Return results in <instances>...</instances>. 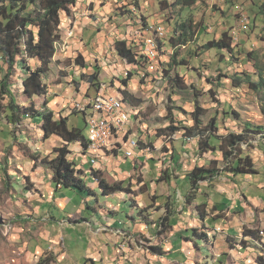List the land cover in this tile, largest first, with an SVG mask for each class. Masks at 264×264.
I'll return each instance as SVG.
<instances>
[{"label":"rangeland","instance_id":"374dc122","mask_svg":"<svg viewBox=\"0 0 264 264\" xmlns=\"http://www.w3.org/2000/svg\"><path fill=\"white\" fill-rule=\"evenodd\" d=\"M124 1L126 3L123 6L115 8V38L117 36L133 38L128 27H134V17L140 24L147 21L149 24L163 26L165 29L163 41L170 38L177 23L185 21L189 23L191 20L189 26L195 30L194 39L198 38L197 42L202 44L218 38L225 29L231 30V28L239 27L241 21L236 5H244L250 16L248 34H245L247 30H242L239 35L233 32V36H237V39L233 40L235 44L241 41L239 44H241L242 53L238 56L240 60L238 59L237 63H230L226 58L223 60L218 49H205V53L189 58L192 49V52L194 50L203 51V49L197 50L195 41L191 43L192 45H182L181 55L189 58V64L179 70L190 87L176 93L166 78L161 80L158 69L159 59L168 65L174 51V48L166 42L164 45L166 51L162 54L168 56L161 54L154 68L144 71L145 73L141 72L139 76L134 75L131 79H127L129 82L127 90L139 100L137 109L130 102H126V106H129L127 109L131 113V123L127 126L124 134L126 137L131 136L129 143L126 142L127 139H122L121 144L124 145L122 150H119L118 153H115L114 149L110 150V153H105L102 156L101 165H95L96 168L103 171L104 176L111 183L125 182L126 191L119 192L116 196L109 198L114 202L113 204H122L120 212L118 206L104 202L105 197L101 196L99 202L87 191L83 193L71 189L57 191L51 182V171L40 164V159L35 160L34 158L39 157L38 152H41L42 156L51 154L53 148L62 143L61 139L53 137L45 141L41 125L31 119H26L20 130L14 133L15 126L9 125L5 119H1L2 115H0V264H38L44 258L49 260L50 264H84L85 261L90 263L89 259L95 260L97 264H151L144 249L146 253H150L147 249L151 245H158L162 239L166 238L173 241L177 234H182V231L177 232L180 228L179 225L174 226L173 230L168 233L159 234V217L166 215L163 207L166 202L176 201L181 212L178 215V222L192 225L194 222H205L195 206L204 202L207 205L210 204L212 201L210 199L216 196L212 192H215L217 196L213 200L212 207L209 205L204 207L205 213L210 214L206 217L207 222H214V217H217V220L222 218L225 222L236 217L240 222H244L243 217L246 212L243 211V205L240 204L242 201L237 199L238 196H242V193L248 196L258 193L264 198V187L261 186L262 184L264 186V132L256 135V139H252L253 147L249 150L247 144L242 145V148L253 156L259 173L231 178L222 172L213 181L202 182L200 189L193 191L196 193L193 205H189L186 203V195L191 187L189 186L185 190L184 184L181 183L180 186H174V182L183 175L182 170L179 169L181 161L189 166H194L196 161L205 165L213 160H219L218 167L222 169L225 165L223 157L221 153L201 155L198 151V144L196 148V143L184 138L181 132L170 136L162 131L172 121L168 119L171 116L170 111H173L177 116L176 120L184 122V124L192 123L190 112L194 109L193 98L196 92L200 95L201 104L207 109L206 122L216 113L222 112L220 117L223 116V112H229L226 114L227 118H224L226 121L220 118L221 132L242 131L248 122H253L255 126L260 124L264 126V88H261L260 91L253 90L247 83L236 88L232 81V76L237 71L251 73L257 71L255 64L264 70V13L259 12L263 0H201L195 6L185 9L174 4L170 7L164 5V9H161L160 2L163 0ZM128 1L130 2L127 3ZM106 2L107 0L98 2L78 0L76 6L80 3L79 7L84 10L83 13L90 15L91 20L96 21L98 17L102 19L109 17V15L100 12V10H104L102 7ZM167 2L170 4L173 0ZM130 4H135L137 11L131 9V12H127L130 10L127 5ZM215 5L224 11L216 9ZM97 6L99 9L94 12ZM132 6L134 7V5ZM167 18L171 24L166 21ZM110 20H114L113 17L101 21L97 26H91L103 31L102 34H105L104 44L111 52L115 39H109L110 28H106L105 25ZM255 20L256 23H254ZM97 33L96 31L94 36ZM149 33L158 45V36L155 30L149 31ZM65 35L63 29V38ZM252 51L255 55L249 58L247 54ZM222 66L223 68L220 69ZM112 74L110 71H103L104 81L110 85V89L107 90V86L100 81L105 89L101 91L123 97L121 90L125 86L118 77H115L116 88L111 87L110 76ZM125 74H122L121 78L124 79L127 76V73ZM220 74L226 76H222L219 80L218 75ZM52 77L53 75L50 76V78ZM61 79L64 80L60 77L55 83H59ZM210 79L215 80L211 83ZM258 79L256 75L253 77L256 82ZM14 81L18 82L14 85V89L19 92L20 99L24 102L18 76ZM148 83L151 85L149 86ZM70 85L71 83H68V87L72 88ZM191 85L195 87L193 88ZM73 88L71 94L73 97L65 100V104L72 112L75 101H85L84 99L97 93V88L93 87L88 89L89 91H85V95L80 96L76 84ZM211 90H214V93ZM69 96L68 93L67 97ZM41 101H44V97ZM57 105H59V101ZM62 112L68 115V111L62 110ZM38 119H40L38 123L42 124L43 119L41 117ZM70 126L81 128L84 134L89 136V128L83 114L71 115ZM136 139L137 147L134 148L136 155L128 158L125 154L126 150L133 149L130 141H136ZM182 139L185 143L187 141L185 148ZM74 152L76 154L72 155L71 159L74 158L92 180L91 168L94 165L91 163L89 154L78 156L77 153L82 154L81 149H75ZM105 156H109L108 161L103 160ZM141 156L145 157L148 162L142 163L139 159ZM177 157H179L178 162ZM135 165L137 167H134ZM179 171L181 173H178ZM141 181H144L145 184H142ZM91 186L97 188V183H93ZM189 188L190 190H188ZM178 189L182 191L180 196H178ZM229 195L232 199L229 198ZM243 201L249 203L246 198ZM104 207L106 210L102 209ZM145 207L148 210L143 214L148 218L146 221L142 219L143 215L137 217L139 210ZM217 208L218 211H216ZM135 210L136 213H134ZM102 211L104 212L102 218L108 215L113 217V212H119L116 215V223L101 222L92 226L88 222L68 221V218L82 220L75 212L84 213L88 219L98 220L100 216L96 212L101 213ZM110 211H113V215L110 214ZM130 212H133L132 216L138 218L137 222L127 229L129 230L127 233L118 231L119 227L116 224L125 227L126 222L133 223L129 219ZM147 220L153 223L149 224ZM126 239L132 242L131 246L135 251L133 261H128V259L125 262V254H120L118 250L121 241V248L128 246V242H124ZM181 260L187 261L185 258H181ZM188 261L192 262L194 258L188 259ZM222 261L226 264L225 256L221 259L218 258L214 264H222ZM169 264L172 263L169 262Z\"/></svg>","mask_w":264,"mask_h":264},{"label":"trees","instance_id":"16d2710c","mask_svg":"<svg viewBox=\"0 0 264 264\" xmlns=\"http://www.w3.org/2000/svg\"><path fill=\"white\" fill-rule=\"evenodd\" d=\"M167 1L163 0L160 2L161 9H164V5L170 7L172 4L185 9L186 7L195 6L201 0H173L170 4ZM77 3L78 0H0V56H2L0 58V115H2L1 119H5L9 125L15 126L14 133L20 130L26 119H31L41 125L45 141L53 137L61 139L62 143L54 147L51 154L42 156V153L38 152L39 157L34 158L35 160L40 159V164L51 171V182L57 191L71 189L82 193L87 191L90 196H95L96 198L101 196L113 197L119 192L126 191L125 182L111 183L104 176L103 171L95 166L91 168V175L93 176L91 180L81 165L74 158L71 159L72 155H74L71 149L72 144L79 143L83 154H87L89 147V136H86L81 128L70 126L71 115L83 114L87 123V114L74 109L69 116H63L61 112L59 113L50 107L47 101L49 88L46 83V76L52 69L57 47L63 39L62 15L73 16ZM132 5H134L133 8ZM127 7L130 9L127 12H131V9L137 11L135 4L127 5ZM215 8L221 10L216 5ZM260 9L259 12L264 13V0L261 2ZM221 11L223 12L224 10ZM134 21L135 28H148L150 25L147 21L142 24L137 23V20ZM166 21L171 24L168 18ZM189 23H191V20ZM189 23L187 21L177 23L174 28L175 31L173 30V34L166 41L158 38V59L166 51L164 46L166 42L170 47L174 48L170 56L171 61L166 65L163 60L159 59V68L162 69L163 78L167 79L168 84L176 93L190 87L179 70L188 66L189 58L205 53V49H218L221 59L224 60L226 58L230 63H235L238 59L240 60L238 56L242 53L241 44H239L241 41L238 44L233 41V31L236 28L225 29L218 38L208 40L202 44L197 42L198 38L194 39L195 30H192ZM254 23H256V20ZM200 25H203V23H200ZM155 33L159 36L157 32ZM245 34H248V30ZM132 35L133 38L131 39L127 37L116 40L115 49L119 59L125 66H135V72L131 69L126 70L127 76L122 80L125 88L121 90V94L126 102L128 101L132 105L138 106L137 101L139 100L127 90L129 87L127 79H131L138 74L139 70L146 69L149 67L148 64L150 65L151 63L146 56L140 53L134 34ZM194 41L197 44V50L203 49V51L194 50L192 52L193 49L191 48L189 58L181 55L180 49L182 45H192L191 43ZM253 55H255L253 51L247 54L249 58L254 57ZM77 63L81 67L86 66L82 54L77 57ZM227 67L230 68V66ZM255 67L257 71L253 73L237 71L232 76L233 86L240 88L247 83L253 90L260 91L261 88H264V70L257 64H255ZM222 68L223 66L220 69ZM255 75L259 78L257 82L253 80ZM17 76L20 79V89L25 99L24 102L21 101L19 92L14 89V85L18 83L14 81ZM222 76L226 75H218L219 80H221ZM89 79H91L92 85L97 88V93H99L104 84L100 82V71L92 74ZM214 80L210 79L211 83ZM192 87L194 88L195 86ZM211 91L214 93V90ZM199 96L196 92L193 98L194 109L190 112L192 123L184 124V122L176 120L177 116L174 115L173 111H170L171 116L168 119L172 121L162 130L170 136L181 132L182 136L187 138V140L188 138L196 139L198 151L201 155L205 153H221L223 157L225 165L222 169L218 167L219 160H213L209 164L195 165L187 174V181L191 187V190L186 195V203L189 205H193L196 199V193L193 191L199 190L202 182L213 181L222 172L231 178H237L239 175L251 176L259 173L260 171L253 156L249 151L244 150L242 145L247 144L249 150L253 147L252 139H256V135L264 132V126L261 124L255 126L253 122L246 123L242 131L228 130L224 133L221 132L220 118L221 120L227 118L226 114H229V112H223V116L220 117L219 115L222 112L216 113L206 122L207 109L201 104ZM43 97H45V100L41 101ZM40 117L43 119L42 124L38 123L40 122V119H38ZM114 152L118 153L119 150L115 149ZM92 182L97 183V188L91 186ZM207 206L205 202L195 206L203 218L210 215L205 213L204 207ZM163 207L166 215L159 217V234L162 235L173 230L174 225L178 222V215L181 213L176 201L166 202ZM147 211V207L141 208L137 217L142 216ZM113 213L118 215L119 212ZM137 217L129 215V218L134 221L138 220ZM216 218L214 217V220ZM142 219L146 221L148 218L144 216ZM147 223L152 224L153 222L150 223L147 220ZM209 230L210 228L205 226L203 228L195 227L191 229V234L193 237H201V235L208 237ZM243 234L245 237H250L256 241L263 239L259 230L247 228ZM228 242L232 245L230 238ZM149 250L153 254H165L163 246L159 244L151 245ZM257 261L264 264L263 254L257 257ZM89 262L91 264L96 263L93 259H89ZM38 264H50V262L44 258ZM86 264H88L87 261Z\"/></svg>","mask_w":264,"mask_h":264},{"label":"crops","instance_id":"0c3cea01","mask_svg":"<svg viewBox=\"0 0 264 264\" xmlns=\"http://www.w3.org/2000/svg\"><path fill=\"white\" fill-rule=\"evenodd\" d=\"M93 1L98 2L99 0H93ZM129 2L130 1H128L127 3ZM124 3H126L124 0H107L105 6L102 7L104 10L103 11L100 10V12L104 13L105 15H109V17H106L103 19L101 17H98L96 21L91 20L90 15H86L83 13L84 10H82V8L79 7L81 6L80 3L78 6H75L74 11H73L74 13L73 16L69 17L67 15H64V17H62V28L65 30L66 35L64 36V38L58 45L57 53L54 58V63L52 64V69L50 73L46 76V83L48 84V88H49L48 96H47L48 105L52 107L54 110H56L57 112L59 113L61 112L63 116H67V114H64L62 110L68 111V116L71 114V110L68 109L67 104H65V100L69 99L70 97L71 98L73 97L71 94L73 93L74 84H76L77 88L79 89L78 94L82 96V94L85 95L84 93L85 91H87L88 89H92L94 87L89 77L92 74L96 73L97 71H100V81H102V83H104V85L107 86V90L108 88L110 89V85H108V83L104 81L103 71L105 72L110 71L113 73L110 76L111 83H112L111 87L116 88L117 84H116V81H114L115 77H118L121 81L123 80V78H121V75L126 73V71H124L126 70V68L123 62L119 59L117 55V51L115 49L116 40L121 39L122 37L117 36V38H115L116 28H114V23L116 19L115 8L116 7L119 8L120 6H123ZM97 9H99L98 6L94 9V12H96ZM112 17L114 20H110L106 22L105 24L106 28H110V34L108 35L109 39H115L113 42V50L110 52L109 49L104 44L105 34L103 33L104 34L103 35L102 34L103 31L97 30V28L94 26H97L98 24L101 23V21L103 20L106 21ZM133 19L137 20L135 17ZM138 22L139 21L137 20V23ZM91 25H94V26H91ZM151 25L152 24H150L149 27ZM95 29L98 32L96 35L98 37L94 36L96 34ZM134 29L135 27H132V26H130V28L128 27V30H130L132 34L134 33L132 30ZM140 29H142L144 33L143 40L148 39L150 37L152 38L147 28L140 27ZM73 33H74V36H71ZM158 38L161 39L162 37L158 36ZM101 39H103V41H101ZM143 40L138 38L139 49L142 48L141 42ZM136 43H137V40H136ZM79 54H82L85 59V62H86L85 67H81L77 63V57L79 56ZM157 59L158 57L154 61H149L151 63L150 65L148 64L149 67L143 70H139L138 74L136 75L139 76L141 72L149 70L150 68H154ZM127 68L129 69L131 68V70L135 72V69L133 66L132 67L127 66ZM62 73H64V75H62ZM159 73L161 74L160 77L162 80L163 72L161 68H159ZM51 75H53L52 78H50ZM60 77L63 78L64 80L61 79L59 83H55ZM52 81L53 83H50ZM68 83H71L70 86L72 88L68 87ZM148 85L150 86L151 84L148 83ZM101 90H105V89L102 87ZM68 93L70 95L69 97H67ZM100 93H105V92L96 93L97 94L96 96H98ZM96 96L95 95L89 96L87 99H84V100H89L92 98L95 99ZM120 98H122L124 101V112L125 113L129 112V118L131 119L130 110L127 109L129 106H126V101L124 100L123 97H120ZM44 100H45V97H44ZM58 101H59V105H57ZM132 106L136 108L135 105H132ZM125 131L126 129H123L121 130V133H120L121 136H118V135L115 136L114 141L116 144H121L122 139L123 140L127 139L126 142L129 143V138L131 136L126 137V135L124 134ZM192 140L193 142L196 143L195 145L197 148L196 139H192ZM183 142H184L183 147L185 148L186 147L185 144H187V141L186 143L185 141ZM191 148L193 147L191 146ZM71 149L73 151V154L75 155L76 153L74 152V150L81 149V145L79 143L72 144ZM184 151L188 153L186 150ZM107 153H110V151H108ZM77 155L82 156V155H86V153L83 154V150H82V154L77 153ZM108 159H109V156H105L103 160L108 161ZM139 159L142 163L148 162V160L145 157L141 156V158ZM90 160H91V157H90ZM101 162H102V157L99 158V164H101ZM181 163L182 164L179 165V169L182 170L183 175L179 177L178 181L174 182V186L175 185L180 186V183H181V184H184V189L187 190V188L190 186L189 182L187 181V174L193 169L195 165H202V164L199 163V161L198 162L196 161L194 163V166H189L183 161H181ZM134 167H137V166L135 165ZM178 173H181V172L179 171ZM93 183H96V182H92V184ZM141 183L145 184L144 181H141ZM261 186L264 187L263 184ZM188 190H190V188ZM181 192L182 191L178 189V196L182 195ZM212 193H214L213 195L217 196L215 192H212ZM230 195H229V198L232 199L231 197L232 195L231 196ZM215 197L214 198L212 197V199H210L212 200L211 203L208 204L210 207L213 206V200L215 199ZM109 198H112V197H105L106 200L104 202H107V204L108 203L113 204L114 202H112ZM245 198L248 200L249 203L243 201V199ZM237 199H240V201H242V203L240 204L243 205V211L246 212V215L243 217L244 222H240L239 220H237L236 217H234V219H231L229 222H225V220H223L222 218H221L222 220L221 219L217 220L216 218L214 222H207L206 217L203 218L205 222H194L192 225H187L185 224V222H177L178 224L174 226L179 225L180 228L177 230V232L182 231V234H177V237L173 239V241L170 238L161 240V243L159 245L163 246L164 251H165L164 255L153 254L149 251V249L147 250L150 253H146V250L144 249L146 256L150 258V260L148 261L151 264H169V262L172 264H214L218 261V258L221 259L222 257L225 256L226 264H263L257 261V257L261 254H263L264 256V253L262 252V246H261V242L264 240V198L261 195L259 196L258 193H256V195H249V196L246 195L245 193H242V196L240 197L238 196ZM97 200L100 202V197L97 198ZM113 205H115L116 207L118 206L119 208L118 211L120 212L122 204H118V205L113 204ZM102 209L106 210V207ZM105 212L107 213V211ZM136 212L137 211L135 210L134 213ZM96 213H98L100 216L98 220L88 219L84 215V213L75 212V214L79 215L78 217L82 218V220H77V218H73V219L68 218V221L69 222H79V223L88 222V224H92V226H94L95 223L116 221V215H113L112 211H110V214H112L113 217H111V215H108L102 218V215H104L103 211L101 213L99 212H96ZM132 213L130 212L129 215H132ZM132 221L133 223L126 222L127 225L125 224V227L119 226L118 224H116L117 227H119L117 228V230L127 233L129 231L127 229H129L131 225H134V223L137 222V220L136 221L132 220ZM252 221H255V222H252ZM105 224L107 225L108 223H105ZM203 226L210 228V230L208 231L209 236L206 237V236L201 235V237H193L191 234L192 233L191 229L195 227L203 228ZM247 228L261 231L263 239L261 241H256L250 237H245L243 232ZM213 231H220V232H217L218 233L217 234ZM213 233H215V235H213ZM229 238L231 239L232 245H230V243L228 242ZM127 239L124 242H128V246L125 248L124 247L121 248L120 247L122 243L121 241L119 242V248H118V250L120 251L119 252L120 254H123V253L125 254L124 256L126 260L125 262H127L128 259H129L128 261H133V258L135 255V251L133 247L131 246L132 242L128 241ZM181 258H185L187 259V261H182ZM192 258H194V261L192 262L188 261V259L191 260ZM221 263L224 264L223 261ZM84 264H86V261L84 262ZM88 264H91V263H88ZM95 264H97V262Z\"/></svg>","mask_w":264,"mask_h":264},{"label":"built area","instance_id":"2783aa9c","mask_svg":"<svg viewBox=\"0 0 264 264\" xmlns=\"http://www.w3.org/2000/svg\"><path fill=\"white\" fill-rule=\"evenodd\" d=\"M221 1H227V0H221ZM236 8L238 9L241 25L237 27L233 32L236 35H239L240 32H242L243 29L249 30V18L245 6L241 4H237ZM74 36V33L71 35ZM234 37V36H233ZM237 39V36L234 37V40ZM235 42V41H234ZM152 41L150 42V44ZM137 45H138V38H137ZM140 51H143L140 49ZM147 53H150V51H146ZM2 56H0L1 58ZM103 92V91H100ZM112 94H107V97H109ZM99 100H94V98L85 100V101H75L73 104L72 109L79 110L81 112H84L87 114V125L89 128V144L93 147V149L97 152L98 156H103L104 153H107L108 151L112 149L122 150L124 148V145L122 144H112L111 139H105L103 138V131H104V125H106V120H115V128H116V135L121 136V129H126L127 126L131 123L129 118V112H126V118H116L114 116V109L111 107V115L110 116H101L99 114ZM130 143L133 145V149L126 150V156L134 157L136 155V149L137 147V139L136 141H130ZM101 165V164H99Z\"/></svg>","mask_w":264,"mask_h":264},{"label":"bare ground","instance_id":"6f19581e","mask_svg":"<svg viewBox=\"0 0 264 264\" xmlns=\"http://www.w3.org/2000/svg\"><path fill=\"white\" fill-rule=\"evenodd\" d=\"M149 31L155 30L159 34V36L163 37L165 36V29L163 26L159 24H152L149 28H147ZM134 33L135 40L137 38L144 39L143 30L135 28L132 30ZM152 43L150 44V42ZM141 46L143 51L142 54L146 56V58L149 61H154L159 56V48L156 42L150 37L148 39H145L141 42ZM146 51H150V53H147ZM94 100H99V114L101 116H110L111 115V107L114 109V116L116 118H126V113L124 112V101L122 98L110 95L107 97V93H100ZM123 130V129H121ZM116 136V128H115V120H106V125H104V131H103V138L105 139H111L112 144H116L114 141V138ZM188 140H192V138H188ZM87 153L91 157V163L95 166L99 164V158L101 156H98L97 152L93 149V147L89 144V147L87 149ZM262 246V252L264 253V240L261 242Z\"/></svg>","mask_w":264,"mask_h":264}]
</instances>
